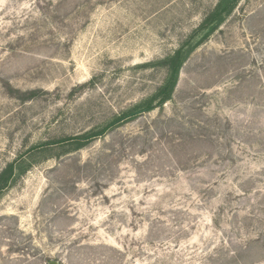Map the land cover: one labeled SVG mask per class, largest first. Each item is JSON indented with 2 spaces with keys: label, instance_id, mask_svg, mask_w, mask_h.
I'll return each mask as SVG.
<instances>
[{
  "label": "rangeland",
  "instance_id": "obj_1",
  "mask_svg": "<svg viewBox=\"0 0 264 264\" xmlns=\"http://www.w3.org/2000/svg\"><path fill=\"white\" fill-rule=\"evenodd\" d=\"M219 2L0 0V172L151 97ZM24 166L0 195V264H264V0L191 54L163 108Z\"/></svg>",
  "mask_w": 264,
  "mask_h": 264
},
{
  "label": "trees",
  "instance_id": "obj_2",
  "mask_svg": "<svg viewBox=\"0 0 264 264\" xmlns=\"http://www.w3.org/2000/svg\"><path fill=\"white\" fill-rule=\"evenodd\" d=\"M241 1L242 0H220L215 9L205 17L204 21L194 30L189 39L172 55L161 61L160 64L167 69V78L151 97L120 113L100 129H92L81 134L48 141L34 146L27 151L25 155H21L8 163L0 172V195L16 181L19 175L26 172L27 168L24 166V156L37 152H45L50 147L58 145L68 147L74 151L81 150L113 129L134 121L144 113L153 111L157 108H163L168 101L173 99L182 69L191 54L220 28L221 24L233 14ZM198 36H201L200 39L194 41ZM5 87L10 96L21 101H29L41 97L46 93L41 89L20 91L14 89L9 83H5Z\"/></svg>",
  "mask_w": 264,
  "mask_h": 264
},
{
  "label": "water",
  "instance_id": "obj_3",
  "mask_svg": "<svg viewBox=\"0 0 264 264\" xmlns=\"http://www.w3.org/2000/svg\"><path fill=\"white\" fill-rule=\"evenodd\" d=\"M50 264H61L59 261H50Z\"/></svg>",
  "mask_w": 264,
  "mask_h": 264
}]
</instances>
